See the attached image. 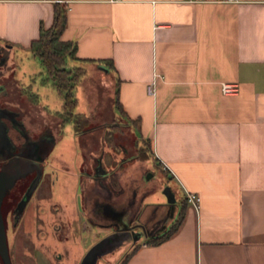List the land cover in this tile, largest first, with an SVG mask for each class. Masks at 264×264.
Masks as SVG:
<instances>
[{"label": "crops", "instance_id": "1", "mask_svg": "<svg viewBox=\"0 0 264 264\" xmlns=\"http://www.w3.org/2000/svg\"><path fill=\"white\" fill-rule=\"evenodd\" d=\"M56 3L74 64L109 75L119 113L166 179L125 223L138 246L125 264H264V0H0V107L15 117L61 110L33 91L36 75L50 84L40 61L38 71L24 63ZM222 82L238 93L223 95ZM181 210L174 235L145 244Z\"/></svg>", "mask_w": 264, "mask_h": 264}, {"label": "rangeland", "instance_id": "2", "mask_svg": "<svg viewBox=\"0 0 264 264\" xmlns=\"http://www.w3.org/2000/svg\"><path fill=\"white\" fill-rule=\"evenodd\" d=\"M24 63L30 69L41 70L36 57L24 59ZM83 68L84 74L75 89V112L80 116L79 122H86V132L76 134L73 126L66 123L60 128L55 147L39 144V154L47 159L45 173L54 176V185L37 198L33 195L23 213V224L44 225L41 229L45 238L36 242L30 249V260L21 264H80L84 257L81 242L88 232L93 240L108 241L103 244L105 253L97 264H121L132 250L135 229L125 223L135 215L144 192L166 182L149 156L135 158L144 155L147 143L139 138L137 125L128 123L116 109V89L109 75ZM39 77L36 75L33 91L49 110L60 109L62 101L56 90L50 84L39 87ZM20 152L31 157L30 146L21 147ZM112 160L114 163L109 166L108 161ZM52 224L57 225L56 230ZM75 224H87V230L76 232L72 227ZM34 236L37 241L39 234Z\"/></svg>", "mask_w": 264, "mask_h": 264}, {"label": "flooded vegetation", "instance_id": "3", "mask_svg": "<svg viewBox=\"0 0 264 264\" xmlns=\"http://www.w3.org/2000/svg\"><path fill=\"white\" fill-rule=\"evenodd\" d=\"M23 113L26 114L21 109V113L17 117L13 115L14 120L11 124L12 128L9 131V136L13 142L9 150L12 151L11 157L0 160V172H5L6 175L0 181V187H4L0 202V224H2L8 255V260H6L0 254V264H21L30 260V249L35 246L36 242L45 238V234L41 229L44 225L23 224V213L33 195L37 198L40 194H44L47 188H52L54 185V176L45 173L44 167L47 159L39 154V147H41L39 144L47 143L55 147L60 138V119L46 115L43 117L29 114L22 115ZM7 146L6 143L2 145V147H5L4 149H7ZM26 146L31 147V157L20 154V148ZM36 176H39L37 183L24 207L21 209V206L18 207V204L21 203L28 187ZM80 226L78 227L75 224L72 227L79 233L87 230V224ZM52 228L56 230L57 225L52 224ZM35 233L39 234L37 241L34 236ZM88 233L86 234L88 236L81 242V247L84 249L82 257L85 256L89 248L101 239L94 238L93 240L94 236L90 232ZM88 237L89 244L86 241ZM83 258L80 264H82ZM100 258L97 259L96 264Z\"/></svg>", "mask_w": 264, "mask_h": 264}, {"label": "trees", "instance_id": "4", "mask_svg": "<svg viewBox=\"0 0 264 264\" xmlns=\"http://www.w3.org/2000/svg\"><path fill=\"white\" fill-rule=\"evenodd\" d=\"M66 23L65 7L58 3L54 4L52 25L49 28L40 25L39 35L30 43L29 50L43 66L44 81L50 83L61 98V110L55 112V116L60 119L61 126L66 123L71 124L76 134H83L86 132L84 128L86 122L84 120L79 122L80 116L75 112L78 103L75 89L85 70L83 67L74 64L78 60L75 43L61 39ZM116 109H120L118 102ZM145 142L147 143L146 152L144 155L138 154L136 156L140 159L149 156L150 146L148 141ZM183 219L184 211L181 210L165 232L161 235L147 237L145 244L155 246L168 240L177 232ZM137 248L138 246L132 248L121 264H125Z\"/></svg>", "mask_w": 264, "mask_h": 264}, {"label": "water", "instance_id": "5", "mask_svg": "<svg viewBox=\"0 0 264 264\" xmlns=\"http://www.w3.org/2000/svg\"><path fill=\"white\" fill-rule=\"evenodd\" d=\"M14 120L13 114L8 111L4 107H0V160L3 159H9L11 157L12 151L10 150V147L13 145V142L9 136V131L12 128V121ZM3 143H6L7 149H4L5 147H2ZM9 164V163H8ZM6 177L5 172H0V181H2ZM39 176H36V178L32 181L30 186L28 187L24 197L21 200V203L18 204V207L21 206V209L24 207L27 199L29 198L32 190L34 189L37 180ZM4 187H0V202L2 198V193ZM20 209V210H21ZM108 243L107 238H104L97 243H95L89 250L86 252L82 264H96V261L98 258L104 255V251L102 250L103 244ZM113 247V245H110ZM0 254L3 258L8 260L7 255V248L5 245V237L2 230V224H0Z\"/></svg>", "mask_w": 264, "mask_h": 264}, {"label": "built area", "instance_id": "6", "mask_svg": "<svg viewBox=\"0 0 264 264\" xmlns=\"http://www.w3.org/2000/svg\"><path fill=\"white\" fill-rule=\"evenodd\" d=\"M222 1H234V0H222ZM149 93H153V88L148 89ZM220 91L223 95L233 96L236 95L239 91V87L237 83H228L222 82L220 84ZM185 200L189 203L196 211L199 209L200 198L197 194L185 191Z\"/></svg>", "mask_w": 264, "mask_h": 264}]
</instances>
